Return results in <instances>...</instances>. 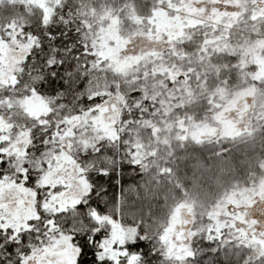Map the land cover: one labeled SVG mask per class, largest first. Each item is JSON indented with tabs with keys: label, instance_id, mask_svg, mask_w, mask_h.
Returning a JSON list of instances; mask_svg holds the SVG:
<instances>
[{
	"label": "snow or ice",
	"instance_id": "6c2138e0",
	"mask_svg": "<svg viewBox=\"0 0 264 264\" xmlns=\"http://www.w3.org/2000/svg\"><path fill=\"white\" fill-rule=\"evenodd\" d=\"M0 264H264V0H0Z\"/></svg>",
	"mask_w": 264,
	"mask_h": 264
},
{
	"label": "trees",
	"instance_id": "16d2710c",
	"mask_svg": "<svg viewBox=\"0 0 264 264\" xmlns=\"http://www.w3.org/2000/svg\"><path fill=\"white\" fill-rule=\"evenodd\" d=\"M212 149H209V151H211ZM141 173L138 170H133L132 172H130L127 176H126V180L127 179H135L138 176H140Z\"/></svg>",
	"mask_w": 264,
	"mask_h": 264
}]
</instances>
